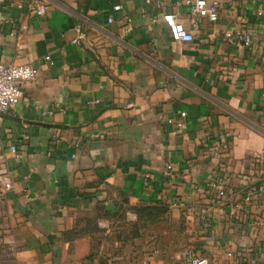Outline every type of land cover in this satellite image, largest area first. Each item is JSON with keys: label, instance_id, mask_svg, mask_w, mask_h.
I'll use <instances>...</instances> for the list:
<instances>
[{"label": "crops", "instance_id": "crops-1", "mask_svg": "<svg viewBox=\"0 0 264 264\" xmlns=\"http://www.w3.org/2000/svg\"><path fill=\"white\" fill-rule=\"evenodd\" d=\"M21 1L0 3V62L39 74L0 115L13 179L0 191V264H180L186 249L264 264V16L253 1L201 20L193 42L174 41L161 13L143 16L145 0H40L43 16ZM166 10L193 29L184 8ZM243 12L252 47L223 39ZM220 135L227 151L215 156ZM215 178L226 196L208 191ZM139 206L166 207L168 228L133 225Z\"/></svg>", "mask_w": 264, "mask_h": 264}, {"label": "built area", "instance_id": "built-area-1", "mask_svg": "<svg viewBox=\"0 0 264 264\" xmlns=\"http://www.w3.org/2000/svg\"><path fill=\"white\" fill-rule=\"evenodd\" d=\"M4 0H0L2 3ZM235 0H145L146 6L152 8L144 9L143 16L148 17L152 22L159 19L156 12L161 13V18L166 24L171 38L176 42H193L196 38L195 27L199 25L201 20H207L217 24L221 19V11L225 6L231 4ZM255 4V13L257 16H264V0H252ZM19 8L26 10L31 15L43 16L47 12V4L40 0H28L17 3ZM174 6L175 8H184L193 21V29L187 27L180 18L179 12H171L166 8ZM122 9L121 5L115 6V10ZM244 13V12H243ZM241 26L232 25L228 27L223 34V39L230 45L252 47L255 42V34L252 27H247L245 13L242 15ZM127 24L125 29L127 32L133 30V19L126 16ZM114 21L113 17L109 18V22ZM80 30V29H79ZM83 34L80 33L79 38ZM46 59H50L49 56ZM39 74V69L31 64H4L0 62V115L13 113L20 103L24 95L25 84L35 79ZM264 99V92L262 94ZM264 111V105L262 106ZM181 125V124H180ZM59 137L55 134L54 139ZM228 142L223 135H220L218 140L211 145L210 153L215 156H221L227 151ZM10 153L19 157V151L16 146H11ZM76 157V154L73 155ZM6 153L0 154V191L9 190L13 187L12 174L5 166ZM173 169V164H167L166 171L169 176ZM149 177L148 174L145 175ZM209 192H213L220 197L227 194V184L222 178L211 179L207 183ZM2 193V192H1ZM103 226L107 224L101 223ZM180 264H210L207 258L197 256L192 250L186 249L182 254Z\"/></svg>", "mask_w": 264, "mask_h": 264}, {"label": "trees", "instance_id": "trees-1", "mask_svg": "<svg viewBox=\"0 0 264 264\" xmlns=\"http://www.w3.org/2000/svg\"><path fill=\"white\" fill-rule=\"evenodd\" d=\"M137 212V221L133 225H137L140 222H143L144 224H149L150 226L153 225L155 229H163L168 228L166 220H157L160 216H164V214L167 212L166 207H160V206H139L135 208ZM169 238H165V243H169Z\"/></svg>", "mask_w": 264, "mask_h": 264}, {"label": "water", "instance_id": "water-1", "mask_svg": "<svg viewBox=\"0 0 264 264\" xmlns=\"http://www.w3.org/2000/svg\"><path fill=\"white\" fill-rule=\"evenodd\" d=\"M106 208H107V209H110V210H112V211H115V208H116V207L113 206V205H107Z\"/></svg>", "mask_w": 264, "mask_h": 264}]
</instances>
